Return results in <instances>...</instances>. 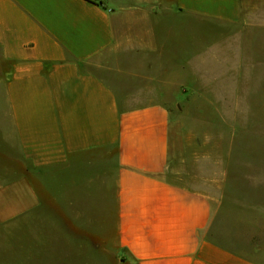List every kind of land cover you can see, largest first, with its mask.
Returning a JSON list of instances; mask_svg holds the SVG:
<instances>
[{
  "label": "crops",
  "instance_id": "obj_1",
  "mask_svg": "<svg viewBox=\"0 0 264 264\" xmlns=\"http://www.w3.org/2000/svg\"><path fill=\"white\" fill-rule=\"evenodd\" d=\"M242 22V0H0V111L29 166L1 191L0 224L49 192L67 241L99 250L113 228L115 264H264V205L237 194L244 169L227 156L224 196L167 175L181 101L225 113L227 128L264 126V92L232 35ZM197 25L223 34L203 46ZM118 52L134 59L119 68L145 71L138 96L90 68Z\"/></svg>",
  "mask_w": 264,
  "mask_h": 264
},
{
  "label": "rangeland",
  "instance_id": "obj_2",
  "mask_svg": "<svg viewBox=\"0 0 264 264\" xmlns=\"http://www.w3.org/2000/svg\"><path fill=\"white\" fill-rule=\"evenodd\" d=\"M242 13L243 22L233 31V39L242 42L250 74L258 76V83L264 92V0H242ZM184 26L190 28L188 24ZM196 29L197 42L203 46H207L211 39L218 40L223 34V29L218 27L213 30L210 26L202 25L199 29L197 25ZM175 33L177 30H174L172 39L177 36ZM123 60L127 64L134 61L128 52L111 53L92 63L90 68L118 92L138 96L145 88L141 79L145 71L119 68ZM254 99L256 102L253 100L252 104L258 106L260 99ZM185 108L181 101L179 110L174 112L171 161L167 171L169 179L208 195L224 196V190L218 189L221 184L224 187L228 156L234 168L244 169L247 174L234 176L239 183L247 182L249 187L244 193L237 194L251 203L257 204L259 201L264 205V187L258 190L253 188L256 186L253 182L258 178L263 179L264 184V126L227 128L225 113H221L223 117L218 119L216 113L186 111ZM7 121L4 112L0 111V123H5V127L0 128V203L3 188L17 183L29 170L16 140L7 133ZM44 182L50 183L48 174ZM44 195L42 206L26 213L21 219L0 224V264L116 263L115 237L110 225L106 226L105 247L100 245L99 250L97 240L67 241L64 210L52 209L50 193ZM217 227L222 233L226 230L223 215L219 216ZM257 242L261 241H251Z\"/></svg>",
  "mask_w": 264,
  "mask_h": 264
}]
</instances>
